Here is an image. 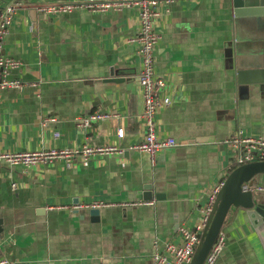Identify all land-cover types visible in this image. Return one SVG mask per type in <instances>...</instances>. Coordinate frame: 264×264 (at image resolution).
I'll use <instances>...</instances> for the list:
<instances>
[{
  "label": "crops",
  "instance_id": "0c3cea01",
  "mask_svg": "<svg viewBox=\"0 0 264 264\" xmlns=\"http://www.w3.org/2000/svg\"><path fill=\"white\" fill-rule=\"evenodd\" d=\"M11 1L6 5L16 12L0 46L3 57L21 62L8 75L21 86L0 93V152L84 143L125 151L71 168L0 163L1 254L12 264H153L155 243L162 251L164 241L176 242L177 228L202 217L209 192L232 170L224 141L238 129L264 139V89L236 78L261 53L262 32L244 27L245 38L241 28L258 18H235L230 0H174L162 12L154 69L168 80L173 102L155 117V132L176 146L152 163L127 150L144 134L140 58L124 42L137 32L134 9L44 16L38 6L85 0ZM96 111L116 117L80 131L76 119ZM47 116L57 122L42 129ZM252 182L264 186V174ZM258 198L264 204V193ZM95 203L107 206L92 215L85 206ZM78 205L84 207L73 209ZM221 231L226 245L215 264H264V246L245 209L232 206Z\"/></svg>",
  "mask_w": 264,
  "mask_h": 264
},
{
  "label": "built area",
  "instance_id": "2783aa9c",
  "mask_svg": "<svg viewBox=\"0 0 264 264\" xmlns=\"http://www.w3.org/2000/svg\"><path fill=\"white\" fill-rule=\"evenodd\" d=\"M174 0H85L82 3L55 4L38 6L37 12L44 16L65 15L77 9H84L91 13L105 14L110 12H119L125 9H134L135 21L137 23V32L135 35L125 39V43L132 45L136 55L140 58V71L137 75V84L140 90L142 100V111L138 119L142 123L143 136L134 144H131L127 150L146 154L152 163L157 153L172 149L176 142L172 137H158L155 117L162 110L168 108L173 99L169 94V82L155 73L154 62L156 47L160 42V34L156 30L157 22L162 18L163 11L168 13V7ZM15 6L3 5L0 9V42L6 36L9 27L15 15ZM21 67V62L3 57L0 46V93L4 89H18L21 82L8 78L10 71ZM109 117H116L114 114L102 113L96 111L89 115L78 117L77 128L80 131H89L97 122L105 121ZM57 122L56 116L44 117L41 121V128L46 129L50 124ZM117 139H122L124 130H116ZM52 137L57 139L58 132H54ZM224 144L230 149L232 156V165L234 168L257 162H264V139L246 133L243 129H238L230 135ZM125 150L114 145L92 146L88 143L75 148L58 149L48 148L35 151L24 152H0V163H4L7 168L21 167L23 169H39L62 163L64 167L71 168L77 163L86 165L93 160L107 155H121ZM227 178V177H226ZM225 178V179H226ZM225 181V180H224ZM224 181L219 182L208 194L207 205L201 211L203 215L196 223L190 227H178L175 235L178 237L176 242L164 241L162 251L157 248L152 255L153 264H190L195 250L200 242V238L208 223L213 205L216 201ZM11 189L16 190L17 185L11 184ZM243 192L264 193V186L254 185L252 181L242 185ZM149 204V203H144ZM107 206L102 203H95L86 208H99ZM84 206L73 207L80 210ZM226 245V236L220 231L210 247L202 264H215L219 259ZM0 264H12L0 252Z\"/></svg>",
  "mask_w": 264,
  "mask_h": 264
},
{
  "label": "water",
  "instance_id": "95a60500",
  "mask_svg": "<svg viewBox=\"0 0 264 264\" xmlns=\"http://www.w3.org/2000/svg\"><path fill=\"white\" fill-rule=\"evenodd\" d=\"M6 2L7 0H0V9L2 8L1 4H6ZM230 4L235 18H258L260 23L254 25L257 27L259 25L262 32L260 35H264V0H230ZM243 26L251 28L250 23ZM260 43H262L261 53L252 57L254 65L249 68H239L236 72L239 85H259L260 89H264V40ZM110 81L118 82L119 80H103V82ZM258 174H264V162L242 165L234 168L228 174L217 194L208 223L190 264L203 263L210 247L221 231L225 217L232 206L241 207L246 210V217L264 246V204L259 202L260 199L257 193L243 192L241 188L243 184L252 181ZM254 194H257V196ZM145 197L146 199L150 198L149 194L145 195ZM91 214L97 215L98 210L92 209ZM2 224V220L0 219V240L3 238L4 232Z\"/></svg>",
  "mask_w": 264,
  "mask_h": 264
},
{
  "label": "rangeland",
  "instance_id": "374dc122",
  "mask_svg": "<svg viewBox=\"0 0 264 264\" xmlns=\"http://www.w3.org/2000/svg\"><path fill=\"white\" fill-rule=\"evenodd\" d=\"M15 2H16V0H12V1H11L12 4H16ZM16 5H18V4H16ZM260 21H261V20H260ZM248 23L251 24V29H250L251 31H252V29H254V30L257 31V29H255V28H258L259 30H261V29L259 28V25H258V27L254 25V24L260 23L259 21H258V22H257L256 20L245 21V23H243V24L241 25V28L243 29L242 35L244 34V32H245V34H247V35L250 33L249 31L246 30L247 28H244V26H243V25H247ZM245 34H244V35H245ZM244 35H243V37H245V38L249 37V36H244ZM259 46L261 47V50H260V47H259ZM258 50H259V51H262V43H259V44H258ZM258 54H260V53H258ZM261 55H262V54H261ZM256 179H258V177H257ZM254 195L257 196V194H254Z\"/></svg>",
  "mask_w": 264,
  "mask_h": 264
},
{
  "label": "trees",
  "instance_id": "16d2710c",
  "mask_svg": "<svg viewBox=\"0 0 264 264\" xmlns=\"http://www.w3.org/2000/svg\"><path fill=\"white\" fill-rule=\"evenodd\" d=\"M233 169H234V167L232 168V170H233ZM232 170H231V171H232ZM231 171H230V172H231Z\"/></svg>",
  "mask_w": 264,
  "mask_h": 264
}]
</instances>
